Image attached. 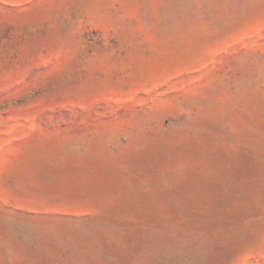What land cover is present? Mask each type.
Returning a JSON list of instances; mask_svg holds the SVG:
<instances>
[{"label":"rangeland","instance_id":"1","mask_svg":"<svg viewBox=\"0 0 264 264\" xmlns=\"http://www.w3.org/2000/svg\"><path fill=\"white\" fill-rule=\"evenodd\" d=\"M0 264H264V0H0Z\"/></svg>","mask_w":264,"mask_h":264}]
</instances>
